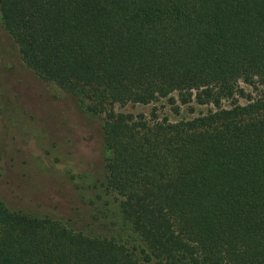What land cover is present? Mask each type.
I'll use <instances>...</instances> for the list:
<instances>
[{
  "label": "trees",
  "instance_id": "1",
  "mask_svg": "<svg viewBox=\"0 0 264 264\" xmlns=\"http://www.w3.org/2000/svg\"><path fill=\"white\" fill-rule=\"evenodd\" d=\"M0 17L27 70L102 118L103 172L63 183L75 222L0 201V264H264V0H0Z\"/></svg>",
  "mask_w": 264,
  "mask_h": 264
},
{
  "label": "rangeland",
  "instance_id": "2",
  "mask_svg": "<svg viewBox=\"0 0 264 264\" xmlns=\"http://www.w3.org/2000/svg\"><path fill=\"white\" fill-rule=\"evenodd\" d=\"M115 111L149 116L152 106L129 104ZM157 111L171 121L191 117L187 109L175 114L165 103ZM101 127V117L83 113L76 98L25 68L0 17V201L10 209L51 211L75 222L74 187L63 183L83 173L86 185H99ZM57 184L63 193L53 189ZM106 197L115 207L114 197Z\"/></svg>",
  "mask_w": 264,
  "mask_h": 264
}]
</instances>
